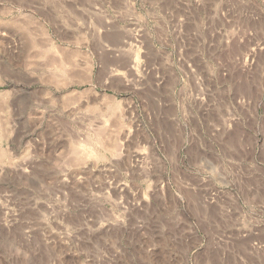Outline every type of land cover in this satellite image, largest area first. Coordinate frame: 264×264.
Instances as JSON below:
<instances>
[{"label":"rangeland","instance_id":"1","mask_svg":"<svg viewBox=\"0 0 264 264\" xmlns=\"http://www.w3.org/2000/svg\"><path fill=\"white\" fill-rule=\"evenodd\" d=\"M0 264H264V0H0Z\"/></svg>","mask_w":264,"mask_h":264}]
</instances>
